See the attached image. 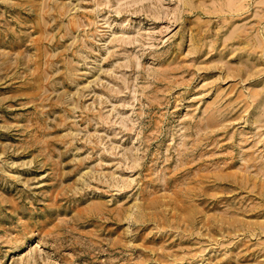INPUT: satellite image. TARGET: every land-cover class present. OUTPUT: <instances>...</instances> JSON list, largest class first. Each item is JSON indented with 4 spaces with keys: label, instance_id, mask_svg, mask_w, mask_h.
Segmentation results:
<instances>
[{
    "label": "rangeland",
    "instance_id": "obj_1",
    "mask_svg": "<svg viewBox=\"0 0 264 264\" xmlns=\"http://www.w3.org/2000/svg\"><path fill=\"white\" fill-rule=\"evenodd\" d=\"M0 264H264V0H0Z\"/></svg>",
    "mask_w": 264,
    "mask_h": 264
},
{
    "label": "bare ground",
    "instance_id": "obj_2",
    "mask_svg": "<svg viewBox=\"0 0 264 264\" xmlns=\"http://www.w3.org/2000/svg\"><path fill=\"white\" fill-rule=\"evenodd\" d=\"M40 6V5H39ZM65 6V5H64ZM33 7V6H32ZM43 7V6H42ZM50 7V6H49ZM59 7V6H58ZM57 7V8H58ZM55 8H56V6H55ZM36 9H38V8H36ZM43 9V8H42ZM45 9V8H44ZM50 9V8H49ZM56 10V9H55ZM38 11V10H37ZM47 11H50V10H47ZM52 11V10H51ZM63 11V10H62ZM64 15V14H63ZM71 19V18H70ZM76 19V18H75ZM41 20V19H40ZM39 21V20H38ZM75 23H76V21H75ZM41 24V23H40ZM96 206H98V208H99V205H96ZM91 210H92V208H91ZM95 212V211H94Z\"/></svg>",
    "mask_w": 264,
    "mask_h": 264
}]
</instances>
